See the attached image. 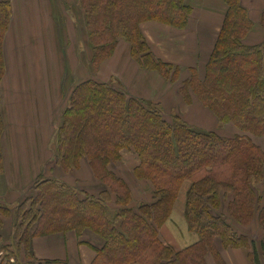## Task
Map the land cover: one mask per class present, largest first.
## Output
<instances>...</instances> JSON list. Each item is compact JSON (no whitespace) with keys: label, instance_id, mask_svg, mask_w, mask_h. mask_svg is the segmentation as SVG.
Returning a JSON list of instances; mask_svg holds the SVG:
<instances>
[{"label":"trees","instance_id":"16d2710c","mask_svg":"<svg viewBox=\"0 0 264 264\" xmlns=\"http://www.w3.org/2000/svg\"><path fill=\"white\" fill-rule=\"evenodd\" d=\"M79 2L94 71L122 39L140 67L176 79L178 68L154 56L140 24L157 21L184 28L191 13L185 0ZM225 2L227 11L204 77L191 71L180 90L185 99L191 93L220 123H232L243 134L223 137L198 130L177 114L167 116L160 104L143 102L119 87L94 79L78 83L56 129L55 155L47 171L56 167L72 173L85 160L101 189L90 194L60 178L39 175L32 184L33 194L16 209L0 203V217L10 216L13 222L7 241L0 235V253H6L0 254L1 259L12 256L11 264H71L36 258L32 240L87 231L102 241L90 264H208L209 257L224 264L220 250L240 248L249 250L252 264H264V235L252 238L249 227L257 217L264 234V149L255 141L264 139V42L244 44L253 24L240 0ZM11 12L10 1L0 0V84ZM4 129L0 114V174ZM122 150L137 155L139 163L132 174L147 182L152 194V201L137 208L132 206L128 182L111 170L121 160ZM184 185V217L198 240L176 250L160 240L159 229ZM112 199L114 207L109 205Z\"/></svg>","mask_w":264,"mask_h":264},{"label":"crops","instance_id":"0c3cea01","mask_svg":"<svg viewBox=\"0 0 264 264\" xmlns=\"http://www.w3.org/2000/svg\"><path fill=\"white\" fill-rule=\"evenodd\" d=\"M9 1L12 12L3 41L5 73L0 84V114L5 123L2 134L4 172L0 174L1 204L14 205L22 201L24 191L52 164L55 133L62 112L72 89L82 81L94 79L105 82L143 102L158 103L167 116L177 114L196 129L211 124L219 126L217 117L200 105L194 95L190 93L185 99L180 86L184 79L190 77L191 71H195L200 79L204 77L206 63L227 11L225 0H185V4L191 7V13L182 29L157 21L140 24L142 35L154 56L178 68L177 77L172 81L156 71L140 67L130 54L129 43L122 39L118 40L111 57L94 71L90 65L92 47L85 27L83 30L72 17L84 16L79 0ZM240 3L253 24L243 42L248 46L260 45L264 42V25L261 24L264 0H240ZM218 134L233 137L243 132L232 123H225L222 134ZM255 141L264 149V139L255 138ZM121 162H130L134 167L138 160L134 152L122 150ZM87 166L86 162L80 163L75 174L87 179L86 183L94 180L91 188H101ZM51 171V176L68 183L63 178L66 174L60 168L55 167ZM127 182L132 200L133 184H148L138 180L133 184ZM186 188L187 185L182 186L178 195L183 198L181 216L172 217L171 212L159 229L160 240L176 250L198 240L197 234L188 230L184 217ZM0 223V235L9 236L12 217L1 216ZM258 225V218L255 217L249 227L259 228ZM170 233L178 236L180 246L173 245ZM262 235L259 233L257 236L261 238ZM101 245V239L87 231L80 236L66 232L32 240L36 258L67 260L71 264H90L96 256L94 249ZM223 251H230V264H252L246 248L220 250L224 264H228ZM208 259L209 263L216 264L211 257ZM1 261L0 258V264H5Z\"/></svg>","mask_w":264,"mask_h":264},{"label":"rangeland","instance_id":"374dc122","mask_svg":"<svg viewBox=\"0 0 264 264\" xmlns=\"http://www.w3.org/2000/svg\"><path fill=\"white\" fill-rule=\"evenodd\" d=\"M72 17H74L73 19L75 20V21H77L78 22V25L80 26V27H82V29L84 30V22H85V20H84V16H76L75 17V15H72ZM77 17H79V19L77 18ZM80 23V24H79ZM88 75H89V73H88ZM88 77V76H87ZM194 99H196L197 100V98L194 96L193 97ZM199 103H200V101L199 100H197ZM200 105H202V103L200 104ZM203 106V105H202ZM204 108H206V109H208L207 107H205V106H203ZM209 110V109H208ZM167 117V116H166ZM168 118V117H167ZM223 126H224V124H222V123H220L219 124V126L218 125H216L215 127H214V124L212 125H210L209 127H207V125L205 126V128H199L198 130H203V131H215V132H218V133H220V134H222V131H223ZM130 151H132V150H130ZM133 152V151H132ZM136 158H137V160H138V163H139V159H138V157H137V155H136ZM82 162H86L85 160H82L81 161V163ZM137 163V164H138ZM84 164V163H83ZM116 164H117V166H116ZM136 164V165H137ZM135 165V166H136ZM86 166H87V163H86ZM134 166V167H135ZM88 167V166H87ZM134 167H132V164L130 163V162H121V160L120 161H118L117 163H114V164H112L111 165V170L116 174V175H118V176H120V177H122L125 181L127 180V181H130L129 183H131V184H133L134 182H135V180H136V178L134 177V175L132 174L133 173V168ZM88 170H89V168H87ZM62 170V169H61ZM52 172V171H51ZM64 172V171H63ZM89 172H91L90 170H89ZM66 175L63 177L66 181H68V183L70 184V185H74L75 187H77L78 189H82L83 188V190L84 189H86L87 190V192L88 193H90V194H97L98 193V191L101 189V188H98V187H95V188H91V187H93V184H94V180L92 181V182H90V181H88L87 183L85 182L87 179H83L82 177H80L78 174H75V171L74 172H72V173H70V172H64ZM43 174H46V175H51V174H49V171H46L45 173H43ZM52 175H54L53 173H52ZM94 177V176H93ZM95 182H97L98 184L100 183L98 180H95ZM132 189H134V192H133V200H132V206L133 207H135V208H137V206L139 205V204H141V203H147V202H150V201H152V194H151V191H150V187H149V185L148 184H144V183H139V184H133V188ZM85 190V191H86ZM30 194H33V190H32V185H31V187H29L28 189H27V191H24V198H26V197H28ZM23 198V199H24ZM21 202V201H20ZM19 204V202L18 203H16V204H14V205H4V206H6V207H8L9 209H16V206ZM109 205L111 206V207H114L115 205H114V200L112 199L110 202H109ZM223 212H224V214H225V210H223ZM222 214V213H221ZM227 216V215H226ZM170 217V216H169ZM186 220V219H185ZM229 220V219H228ZM187 223V222H186ZM231 224H233V222H231ZM235 227V226H234ZM253 227V237L252 238H254V239H256V238H258V234L259 233H262V232H258L259 231V228H255L254 229V226H252ZM259 227V226H258ZM187 228H188V225H187ZM178 229V228H177ZM237 231H239V229H238V227H236L235 228ZM165 230V229H164ZM188 230H189V228H188ZM179 231V230H178ZM190 231V230H189ZM191 232V231H190ZM3 233H5L4 231H3ZM171 234V236H172V238L170 239L171 241H172V243H173V245H175V246H180V241H179V238H178V236H176V235H173L172 233H170ZM3 238V240H5V241H7V239H8V236H6V237H2ZM259 238H260V236H259ZM3 244V243H2ZM4 244H6V243H4ZM0 246H1V243H0ZM229 252L230 251H223V255H224V258H225V260L227 261V263L228 264H230V258H229ZM6 253H5V251L3 252V257H4V255H5ZM9 258H7V259H2V261L1 262H5V264H11V262L13 261V259L10 257V256H8ZM12 260V261H11ZM212 261V260H211ZM207 263L208 264H212V263H209V259L207 258Z\"/></svg>","mask_w":264,"mask_h":264},{"label":"bare ground","instance_id":"6f19581e","mask_svg":"<svg viewBox=\"0 0 264 264\" xmlns=\"http://www.w3.org/2000/svg\"><path fill=\"white\" fill-rule=\"evenodd\" d=\"M182 201H183V198H182V195H180V197H178L177 200H176L177 204H174V206H173V209H172V217L179 218L181 216V214H182L181 213V204H182Z\"/></svg>","mask_w":264,"mask_h":264}]
</instances>
